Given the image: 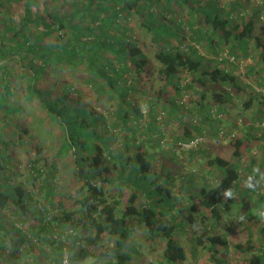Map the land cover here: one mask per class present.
Wrapping results in <instances>:
<instances>
[{
	"label": "trees",
	"instance_id": "trees-1",
	"mask_svg": "<svg viewBox=\"0 0 264 264\" xmlns=\"http://www.w3.org/2000/svg\"><path fill=\"white\" fill-rule=\"evenodd\" d=\"M66 2L25 1V14L19 29L9 27L8 18L0 20V24L4 25L2 33L0 27V69L5 72L0 80V85L3 86L0 91V144L4 149L11 144L3 137V131L10 123L14 124V114L25 110L22 105H14L15 92L18 89L13 87L14 71L8 70V64L15 61L16 73L23 87L22 97L27 102L36 103L63 132L57 160L72 156L76 168L75 175L84 181V185L77 190L81 196L76 200L78 209H63L62 215L54 216L51 221L69 223L73 229L67 239L72 244L67 247L61 239H55L51 235L49 238L45 237V233L50 234L51 228L48 216L52 215V212H48V209L45 213L34 211V216L41 218L39 231L33 233L34 238L47 242L54 248V261L51 260V264H64L66 256L69 264H82L92 258L110 259L108 264H129L133 260V253L137 252L132 246L133 235L136 228L142 227L153 241L159 239L164 243L161 264H182L188 260V256L177 236L189 222L198 227L194 242L210 254L208 264H223L219 258L220 249L229 250L231 244L227 237L213 231L214 221L220 209L228 213L232 209V195L241 177L238 161L244 154L243 146L247 139L238 138L232 141L233 156L237 163L219 156L210 158L208 166L220 172L221 180L215 186L202 187L197 195H193V209L186 215L175 205L176 199L171 189L174 180L170 182L168 176L159 182V170L153 168L149 153L144 149H137L139 152L130 156L126 150H119L117 153L112 150L117 136L111 132L105 117L85 103L78 92L73 95V85L66 84L58 90L59 84H54V81L63 73L85 72L93 81L92 87L95 86L101 96L110 98L116 95L120 99L117 112L122 115V123L127 125L130 115L128 111L123 112V95L133 91L127 88L124 80L130 72L128 62L135 65L139 74L148 64L137 44L129 41L131 38L128 36L126 25L120 22L132 11H136L141 16L142 24L152 34L154 43L159 45L155 58L161 64L159 75L168 84L174 83L180 74L190 73L195 77L193 82L198 81L204 88L208 87L209 82H223L241 89L233 72L220 69L221 64L230 63V58L221 59L214 69L205 71V66L210 60L199 52L198 47L209 48L214 55L220 50L228 49L231 55L229 57L236 59L240 55L250 58V52L255 48L258 51V62L264 65V22L259 27L261 35L257 33L256 25V17L264 12V7L252 10V14L249 3L243 4L242 0L231 3L229 9L221 6L218 0L207 4H202V0H169L168 9H171L174 3L184 6L183 8L190 4L187 21L192 32L190 44L186 51H174L169 49V43L164 41V36L179 38V26L176 28L162 21L146 18L140 11L141 7L139 8L140 0H73L70 9L66 8ZM41 6L42 13L39 11ZM2 7L3 3L0 1V13ZM235 13H238L237 19ZM244 14H249L250 18L246 20ZM199 18L201 26H196L195 19ZM113 30H123L124 33L118 37ZM8 36L11 38L8 39ZM109 53L115 58L110 57ZM193 82L192 85L189 82L178 84L177 96L172 103L175 113L192 111L184 106L182 99L184 94L192 89ZM255 97L250 96L249 103H246L248 108ZM179 98L181 100L178 101ZM205 98L203 95L199 110L210 118L211 108L203 103ZM214 98L222 105L230 100L227 93L215 92ZM133 110L136 111L138 119L143 117L138 105H135ZM156 118L158 119L154 117V121ZM117 125L118 123H115L114 128ZM0 157L5 163L10 160V155H5L1 150ZM4 171L5 164L0 167V211L14 207L20 213L28 215L30 209L27 204L32 195L23 186H12L5 178ZM117 173L119 175L116 177L112 176ZM257 180L255 175L250 183V192L258 190ZM106 184L121 188L126 186L133 191L126 206H123L119 199L109 200ZM186 187L187 185L183 186ZM228 192L231 196L226 195ZM139 193L146 199L142 207L137 205ZM48 196H51V192ZM198 204L205 215L197 210ZM259 206L263 214L264 195L259 198ZM242 209L250 211L249 203L243 201ZM194 212L198 213L199 218ZM241 217L255 218L246 217L245 213H242ZM0 232V247L8 250L10 260L18 259L25 251L26 245L31 244V237L23 228L13 226L6 229L2 219ZM260 233L264 243V224L260 227ZM106 237L112 239L111 246H106ZM253 247L250 241L248 245H235L242 253L252 251ZM31 248L33 252L37 250L33 244ZM99 249L101 251L97 253ZM40 253L41 251L35 252L36 255ZM263 256L252 254L249 264H264ZM34 264L48 263L45 259L38 258Z\"/></svg>",
	"mask_w": 264,
	"mask_h": 264
},
{
	"label": "rangeland",
	"instance_id": "rangeland-1",
	"mask_svg": "<svg viewBox=\"0 0 264 264\" xmlns=\"http://www.w3.org/2000/svg\"><path fill=\"white\" fill-rule=\"evenodd\" d=\"M0 1L3 3L0 20L8 18L7 25L19 29L27 0ZM210 1L212 0H202V4ZM218 1L221 6L229 9L230 4L236 0ZM65 2L67 3L66 8L70 9L73 0H65ZM263 2L264 0H242L243 4L249 3L251 13L252 10L264 7ZM138 5L146 18L162 21L175 27L179 26L177 29L179 38L164 36V41L169 43L170 50L186 51L192 35L187 22L190 4L183 8L184 6L174 3L171 9H168L169 0H140ZM39 11L43 12V6ZM237 15L238 13L234 14L236 19ZM244 15L246 20L250 18L249 14ZM261 17H264V12L256 17L259 35H261L259 27L263 23ZM200 20L201 18L195 19L196 26H201ZM120 22L128 29V36L131 38L129 41L137 44L148 62L141 74L132 62H128L130 72L126 74L124 80L127 88L133 91L125 92L123 95V109H125L123 112L128 111L130 115L127 125L122 123L120 118L122 115L117 112L121 103L120 99L116 95L110 98L101 96L99 90L95 86L92 87L93 81L85 72L63 73L54 81V84H59L58 90L66 84L73 85V95H75L74 92H78L84 98L85 103L105 117L111 132L117 136L111 148L116 153L119 150H126L127 155L132 156L139 150H146L153 161V168L159 170V182L168 176H170V182L174 180L171 189L176 199L175 205L186 215L193 209L191 197L197 195L202 187L215 186L221 180L220 172L208 166L210 158L219 156L232 163H237V159L233 156L232 141L238 138L247 139L243 146L244 154L238 161L241 177L232 195V209L230 213L224 209L219 210L213 231L227 237L231 244L229 250L220 249L219 258L223 264H249L252 254L264 255V243L260 237V227L264 224V213L262 214L263 210L259 206V198L264 195V129L261 127L264 123V65L258 62V51L254 48V51L250 52V58L240 55L238 59L234 58V61H231L233 60L231 57L228 65L221 64L220 66V69H228L234 73L241 89L223 82H209L208 87L204 88L198 81L193 82L195 77L190 73H182L174 83L168 84L159 75L161 64L155 58L159 45L154 43L152 34L142 24L141 16L136 11H132ZM0 27L2 33L4 25L1 23ZM113 32L118 37L124 33L123 30H113ZM10 38L8 36V39ZM198 49L210 60L205 66V71L214 69L217 62L224 58L229 59L231 56L228 49L220 50L217 55H214L209 48L200 46ZM109 55L115 58L112 54L109 53ZM16 63L12 61L8 64V70L14 71L13 87L18 89L15 92L14 105H22L25 110L14 114V124L7 121L10 124L3 131V137L11 144L7 149L0 144V150L4 151L5 155H10V160L5 163L0 157V167L5 164V178L12 186H23L32 197L29 201L27 200V206L30 209L28 215L11 207L0 211V219L6 229H11L13 226L23 228L31 237V244L26 245L23 254L13 260L8 259V250L0 247V264H34L38 258H43L51 264V260L54 261V248L47 242L34 238L33 233L39 231L41 220L34 216V211L40 210L45 213L48 209V212H52V215L48 216L50 234L45 233V237L49 238L51 235L55 239H61L68 247L72 243L67 237L73 228L69 223L63 224L57 221L51 223V221L54 216H61L63 209L68 211L78 209L76 200L81 196L77 190L84 185V181L75 175L76 168L72 156L57 160L63 132L47 114L40 110L36 103L27 102L22 97L23 87L16 73ZM0 67H2L1 64ZM4 74V70L0 69V80L1 75ZM187 82L191 85L193 82V86L187 94H184L182 103L192 111L176 112V117L172 103L177 96V86L179 83L186 84ZM2 88L3 86L0 85V91ZM215 92L227 93L229 102L222 105L214 98ZM203 95L206 97L203 103L211 108L212 118L204 116V113L200 112L201 109L199 110ZM250 96L256 97L251 107L248 108L246 103H249ZM135 105L141 109L142 118L138 119L136 111L133 110ZM154 117L158 119L154 121ZM115 123L118 125L114 128ZM216 127L220 129L217 130ZM39 149H41L40 153H38ZM117 175L119 174L112 176ZM255 175L258 178L259 187L257 191L250 192V183ZM185 185L187 187L183 188ZM106 187L110 201L119 199L123 206L127 205L133 192L129 187L121 188L107 184ZM166 187L170 186L166 185ZM243 201L249 203L250 211L242 209ZM145 202V197L139 193L138 207H142ZM198 209L205 215L199 204ZM242 213H245L246 217L255 218H240ZM194 215L199 218L197 212H194ZM197 229L195 224L188 222L177 236L188 256V260L182 264H208L210 262V254L207 250L194 242ZM105 241L106 246L112 245V239L106 237ZM249 241L254 246L252 251L242 253L235 248L236 244L248 245ZM32 244L37 249L35 252L41 251L40 255L33 252ZM132 246L137 252L133 253V260L129 264H161L163 262L164 243L159 239L153 241L142 227L136 228ZM100 251L99 249L97 253ZM109 260L92 258L82 264H108Z\"/></svg>",
	"mask_w": 264,
	"mask_h": 264
},
{
	"label": "built area",
	"instance_id": "built-area-1",
	"mask_svg": "<svg viewBox=\"0 0 264 264\" xmlns=\"http://www.w3.org/2000/svg\"><path fill=\"white\" fill-rule=\"evenodd\" d=\"M261 19L264 22V17H261ZM229 58L231 60V57H229ZM232 58H233V60H231V61H234V57H232ZM261 127L264 129V123L261 125ZM222 134H223V132H222ZM64 264H69V261L67 259V256L65 257Z\"/></svg>",
	"mask_w": 264,
	"mask_h": 264
},
{
	"label": "clouds",
	"instance_id": "clouds-1",
	"mask_svg": "<svg viewBox=\"0 0 264 264\" xmlns=\"http://www.w3.org/2000/svg\"><path fill=\"white\" fill-rule=\"evenodd\" d=\"M226 195H228V196H231V193H230V192H228V193H226Z\"/></svg>",
	"mask_w": 264,
	"mask_h": 264
}]
</instances>
